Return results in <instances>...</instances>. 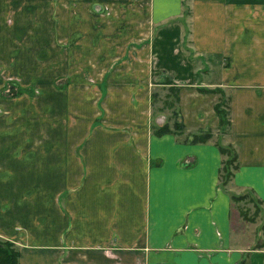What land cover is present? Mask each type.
I'll list each match as a JSON object with an SVG mask.
<instances>
[{"label":"crops","instance_id":"1","mask_svg":"<svg viewBox=\"0 0 264 264\" xmlns=\"http://www.w3.org/2000/svg\"><path fill=\"white\" fill-rule=\"evenodd\" d=\"M33 2L50 4L0 0L2 75L34 92L0 96V239L17 247L18 264H264V229L243 243L228 194L249 193L264 214V0H89L148 9L125 15L117 35L93 32L83 69L39 44L44 33L30 30L27 13ZM15 6L25 9L14 14ZM132 18L167 26L104 79L129 43L110 41L138 31L124 24ZM186 34L196 56L205 55L199 67ZM156 87L164 104L168 88L179 89L174 109L164 107L182 118L181 134L153 135L173 124L163 109L153 112ZM199 89L223 92L224 133L219 96ZM207 130L211 141L189 143ZM218 147L237 157L224 189Z\"/></svg>","mask_w":264,"mask_h":264},{"label":"rangeland","instance_id":"2","mask_svg":"<svg viewBox=\"0 0 264 264\" xmlns=\"http://www.w3.org/2000/svg\"><path fill=\"white\" fill-rule=\"evenodd\" d=\"M47 1L50 2V4L46 6H37V4L33 2L34 6L31 5L30 7H28L29 11L27 13H29V15L31 16L30 30L37 29L39 27L40 30H42L44 33V38H38L39 44L41 45L43 42L42 46L46 48H51L50 46L60 48L62 51V55L65 52L71 54L73 61L74 59H77L79 69H83L85 66L89 67V47L91 46L89 42L93 32H98V30L103 29V33L110 34V37L112 35H117L120 32L118 31L119 22L125 15L132 14L134 12L144 13L148 9V6H118V4L109 5L106 7H95L96 5H89V0H53L52 2L51 0ZM22 8L25 9V7H13V13H21ZM181 12H183V14L185 15L191 14V7L189 8V6H185L181 9ZM102 14H106V17H103ZM152 23H139L133 18L130 21L124 23L126 25H131V30H134L133 24H136L138 31L130 33L129 37H125L122 39L116 38L110 41V45H108L109 47L116 46L120 48L125 46L127 42L129 43L127 44V48L124 54H115V56L120 57L114 60V63L108 67L104 75V79H107L113 73V69H115L117 65L116 63L124 60L123 56L129 57V53L131 51H141L143 49L149 50L151 48V44L152 46H154L157 34L160 30L167 26V23L159 22L154 23L153 25ZM97 24H99V26H96ZM138 25L142 26L139 27ZM186 25V28L188 30L190 22H187ZM93 27L96 31H93ZM188 34L185 35L186 42L184 43V45L187 46L192 52V58L195 61L194 65L199 67V59H203L205 55L196 56L197 53L192 49L193 40L188 36ZM51 49L54 50L53 48ZM158 55L165 56V53H160ZM210 59L212 61V57ZM165 60L166 62H169V58L167 57L162 60L153 59L149 64L150 69H156L155 67H159L160 64L164 63ZM161 73L162 72H160V76H162ZM1 76L5 79L2 78L4 82L2 87L0 88V96L8 99L12 92L13 94H15L14 96H12V98L18 97L19 94L17 95V93H20V95L34 93L32 87H20L13 79L3 76L2 70L0 69V78ZM83 76L85 78H89V74H87V72H84ZM167 77L172 78L171 75H168ZM63 80L67 79L63 78ZM153 93H156V95H158L157 99L153 101V112H156L158 110L162 111L163 109V113L161 114L164 121L168 120V122H182L181 117L178 119L172 117L171 110L165 109L164 103L162 102L164 101V95L166 92L162 90V87L153 88L151 94ZM173 99V97H170L168 102L172 103ZM227 159L228 157L225 156L224 160ZM258 206H256L255 202H250V198L247 197L246 199L243 198V200L233 205V207L235 208L232 217V219L234 220V231L242 234L241 237L243 243H245V235L249 237V239H252L253 234H255L254 232L259 230L260 232L257 234H259L261 237L263 235L262 230L264 229V214L261 211L260 205ZM257 209L260 211V213L255 215ZM240 215H242V217ZM0 243L3 244L6 242L0 239ZM14 250L18 251L17 247L14 246Z\"/></svg>","mask_w":264,"mask_h":264},{"label":"trees","instance_id":"3","mask_svg":"<svg viewBox=\"0 0 264 264\" xmlns=\"http://www.w3.org/2000/svg\"><path fill=\"white\" fill-rule=\"evenodd\" d=\"M200 92L203 93H209V94H217L219 96L218 102L214 105V112L216 116L218 117L219 120V128L221 131L226 130V128L229 125L228 122V112H227V107L228 103L227 100L223 94V92L219 89H214V90H206V89H199ZM178 93L179 89L176 87H170L168 88V100L170 97H173V102L170 103L165 101L164 106L169 109H174V107L178 103ZM20 94V93H17ZM13 92L11 93V96H14ZM174 117L177 118V114L175 112ZM176 114V115H175ZM185 127L181 124V122L174 121L172 126H169L167 123L163 124L162 126L155 127L153 129V135L156 137H161L164 135H178L181 134L184 131ZM212 133L211 131H203L201 133H197L191 137L189 140L190 144H205L212 139ZM218 150L220 154L225 157L227 156V160H223L221 168L219 170V186L222 187L223 189L230 184L232 176L234 171H236V154L235 151L232 149V147H218ZM229 194V198L231 201L232 206L243 200V198L246 199L250 198V202H255L256 206L260 205V202L253 197L249 193H246L244 195H235V194ZM259 207V206H258ZM260 213V211L257 209L255 215ZM242 217V215H240ZM0 264H18V251L14 250V247L10 243H0Z\"/></svg>","mask_w":264,"mask_h":264}]
</instances>
